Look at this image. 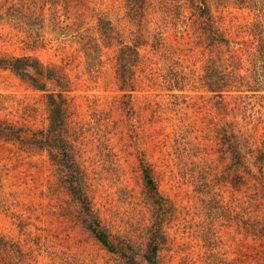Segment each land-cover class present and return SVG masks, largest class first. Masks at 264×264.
<instances>
[{
  "label": "rangeland",
  "instance_id": "rangeland-1",
  "mask_svg": "<svg viewBox=\"0 0 264 264\" xmlns=\"http://www.w3.org/2000/svg\"><path fill=\"white\" fill-rule=\"evenodd\" d=\"M223 1L213 0L211 14L254 19L255 44L264 47V10L253 16L238 1ZM165 2L170 23L155 31L152 21L145 30L155 38L164 30L168 42L191 41L193 69L206 75L217 52L210 37L190 29L194 19L191 34L175 33L185 0ZM130 4L0 0V58H31L46 75L59 74L57 81L30 69L46 85L38 89L31 77L0 67V122L26 123L37 137L28 152L0 142V264H150L158 228L156 264H264V80L245 72L226 109L200 81L132 95L117 61L138 30L128 18ZM246 59L261 57L253 52ZM60 90L69 105L65 169L39 143L49 128L47 97ZM226 126L231 147L223 144ZM146 174L163 199L148 189ZM71 182L87 183L86 202L70 191ZM94 229L108 233L112 248Z\"/></svg>",
  "mask_w": 264,
  "mask_h": 264
},
{
  "label": "trees",
  "instance_id": "trees-1",
  "mask_svg": "<svg viewBox=\"0 0 264 264\" xmlns=\"http://www.w3.org/2000/svg\"><path fill=\"white\" fill-rule=\"evenodd\" d=\"M229 1L225 0L222 3ZM239 2V9L249 11L253 16L252 11L264 10V0H236ZM169 2L165 0H131V14L128 18L133 24H137L138 30L132 32L133 41L129 44H124L118 53L117 61L120 62L123 71H120V82L122 85L129 87L130 93L152 92L155 88L172 87L176 91H181L186 83L200 81L204 83L205 89L213 93L212 98H221V105L226 109L232 105L228 98L230 94L238 92L239 88L243 87L244 74L249 71L252 78L262 81L264 80V47H257L255 40L258 37V24L250 17L239 23L238 20L228 22L229 14L218 17L217 19L211 14L210 5L214 4L213 0H185L183 7L179 9V19H184L183 25L175 33L185 32L186 35L191 34L190 29L196 27V31H201L210 37L211 48H216V54H210L209 65L207 66L208 73L199 75L194 69L191 59L193 56L188 52L191 51V41L185 42H168L166 32L163 30L156 38L149 35L145 28H150L152 21L155 23L156 30L161 29L163 24H169V15L171 10L167 9ZM161 18V19H160ZM194 19L199 24L190 25V21ZM202 21V22H200ZM206 21V22H205ZM187 22V24H186ZM220 22V23H219ZM238 24H234V23ZM189 25L191 28L189 30ZM212 36H211V35ZM151 43V50L146 54H142L141 47L143 44ZM196 46L192 48V51ZM164 51L171 61H167L161 54ZM257 53L261 59L250 60L246 57ZM212 53V52H211ZM189 58V59H188ZM161 60L167 61L168 64H162ZM247 62L245 65H243ZM31 58L27 57H4L0 58V67L13 71L14 73L24 78L31 77V72L34 71L38 76L58 79V72L52 75L44 72L45 66L39 61L31 64ZM124 63V64H123ZM49 72L51 70H48ZM29 76V77H28ZM45 77H42L46 80ZM31 85L38 89H46V85H42L35 77L29 78ZM264 83V82H260ZM61 84H58L60 86ZM65 90H60L57 93L50 94L48 99L49 109V128L47 132H42L43 136L39 143L51 148L48 151L53 154V157L63 164L65 169V115L68 113L69 105L65 104ZM133 95V94H132ZM128 98H134L130 96ZM153 98V97H144ZM237 98V97H236ZM230 131V133H229ZM224 145L233 146L234 138L232 129L229 126L225 127ZM34 134V136H33ZM36 134L33 133L31 127L26 123H9L7 121L0 122V142L6 144L12 143L19 146H25V152L32 151L35 146ZM68 147L71 146V141L67 139ZM18 149V148H17ZM68 149V148H67ZM231 150V148H229ZM232 148V152H233ZM72 154V153H70ZM72 168H75L73 166ZM65 178V170L62 171ZM145 182L148 189L155 194V197L163 199L160 195L156 183L152 176L146 174ZM72 187L70 191L79 195L81 200L87 201L88 195L86 190L87 183L80 184L74 187V183H70ZM87 208V205H86ZM97 240L107 249L112 248L109 241L108 233L104 230H93ZM162 238V228L155 230L153 236L154 244L152 246L153 256L147 258L150 264H156L153 257L157 256L160 239Z\"/></svg>",
  "mask_w": 264,
  "mask_h": 264
}]
</instances>
